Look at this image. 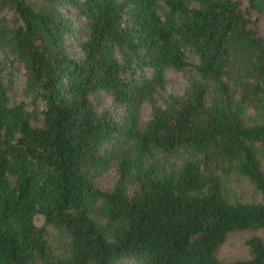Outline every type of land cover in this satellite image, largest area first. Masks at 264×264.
I'll return each mask as SVG.
<instances>
[{"label": "trees", "instance_id": "obj_1", "mask_svg": "<svg viewBox=\"0 0 264 264\" xmlns=\"http://www.w3.org/2000/svg\"><path fill=\"white\" fill-rule=\"evenodd\" d=\"M263 160L264 0H0V264H264Z\"/></svg>", "mask_w": 264, "mask_h": 264}, {"label": "rangeland", "instance_id": "obj_2", "mask_svg": "<svg viewBox=\"0 0 264 264\" xmlns=\"http://www.w3.org/2000/svg\"><path fill=\"white\" fill-rule=\"evenodd\" d=\"M66 11L69 10L68 7H63ZM67 45L72 53H75V45L73 41L68 38ZM22 78L17 77L14 81V86L18 90L17 95L15 98L20 96L19 87L22 85ZM186 84L185 78L176 71L167 70L166 71V91L171 93H180L183 90L184 85ZM103 101L105 103H109L108 96H102ZM148 115V106L146 103H143L140 110H139V122L142 123L146 119ZM263 167H264V160H263ZM228 185H229V194L230 196L237 198V199H255L260 198V193L257 191L254 186L244 177L240 175L230 174L228 176ZM114 181V173L112 170H106L103 172L97 179L96 183L99 187L106 189L110 188ZM259 235L264 238V228L259 229L257 231ZM246 233L241 232H234L231 233L224 243L221 246V251L223 255L227 257L239 256L245 254V246L243 244V238L245 237Z\"/></svg>", "mask_w": 264, "mask_h": 264}]
</instances>
